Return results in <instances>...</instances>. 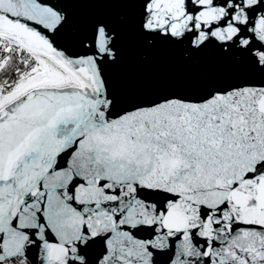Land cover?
Wrapping results in <instances>:
<instances>
[{"label": "snow or ice", "instance_id": "obj_1", "mask_svg": "<svg viewBox=\"0 0 264 264\" xmlns=\"http://www.w3.org/2000/svg\"><path fill=\"white\" fill-rule=\"evenodd\" d=\"M0 264H264V0H0Z\"/></svg>", "mask_w": 264, "mask_h": 264}]
</instances>
